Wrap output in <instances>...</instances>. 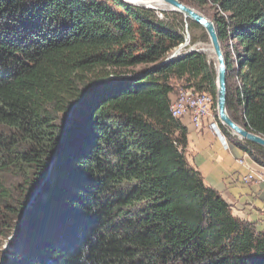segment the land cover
Returning a JSON list of instances; mask_svg holds the SVG:
<instances>
[{
	"label": "trees",
	"instance_id": "obj_1",
	"mask_svg": "<svg viewBox=\"0 0 264 264\" xmlns=\"http://www.w3.org/2000/svg\"><path fill=\"white\" fill-rule=\"evenodd\" d=\"M179 1L215 6L227 71L235 62L239 80L227 86L228 114L264 135V0ZM186 21L190 44L209 41ZM184 26L177 11L159 18L125 0H0L3 239L64 126L52 180L9 264H264V229L232 215L188 164L187 128L170 113L173 80L216 107L215 64L193 49L171 56ZM220 125L264 167L263 147Z\"/></svg>",
	"mask_w": 264,
	"mask_h": 264
},
{
	"label": "crops",
	"instance_id": "obj_2",
	"mask_svg": "<svg viewBox=\"0 0 264 264\" xmlns=\"http://www.w3.org/2000/svg\"><path fill=\"white\" fill-rule=\"evenodd\" d=\"M180 120L187 128L185 155L189 165L201 173L206 185L222 195L230 205L232 215L255 221L258 228L262 229V184L241 179L247 173L236 161V158L242 156V150L229 140L225 146L219 136L207 128L209 118L198 129L194 127L190 115L186 114ZM215 144L217 148L213 149Z\"/></svg>",
	"mask_w": 264,
	"mask_h": 264
},
{
	"label": "water",
	"instance_id": "obj_3",
	"mask_svg": "<svg viewBox=\"0 0 264 264\" xmlns=\"http://www.w3.org/2000/svg\"><path fill=\"white\" fill-rule=\"evenodd\" d=\"M126 1H130V0H126ZM160 1L170 6L172 10L177 11L180 14H182L185 19H189L193 21L194 23L199 24L204 29L205 33L207 34L210 45L212 47L213 55L215 58V64H216L215 69H216L217 89H216L215 100H216L217 117L220 123L226 126L231 131H233V133L237 135L239 138L247 140L253 144L259 145L264 148V135L254 132L252 130H248L244 126L232 120V118L228 114L227 104H226L227 102V64H226V60L223 54L222 46L218 38V34H217V30H216V26L214 22L208 19L206 16L198 13L195 8L179 0H160ZM85 93H86V90L81 94V96L78 98L77 101L73 102L71 107L68 109L65 115V122L69 118L74 107L84 97ZM63 129H64V126L62 127L57 143L46 163L45 169L43 170L41 177L33 185V187L30 188L29 192L27 193L26 201L22 207V210L20 211V214L16 221L13 232H16L17 227L21 225L27 212L30 211L35 201L40 198L43 191L46 189L47 185L52 180L55 161H56L58 153L62 149ZM13 234L14 233H12L9 240L13 237Z\"/></svg>",
	"mask_w": 264,
	"mask_h": 264
},
{
	"label": "rangeland",
	"instance_id": "obj_4",
	"mask_svg": "<svg viewBox=\"0 0 264 264\" xmlns=\"http://www.w3.org/2000/svg\"><path fill=\"white\" fill-rule=\"evenodd\" d=\"M126 1V0H125ZM132 1V2H130ZM130 1H127V2H130V3H133L135 5H139V6H144V7H148V8H151V9H154L157 13V16L158 14H162V17H159V18H163V12H168L170 13L171 11H173L171 9L170 6H168L167 4L163 3L161 1L160 2H157L156 0H130ZM160 1V0H159ZM196 11L204 16H206L208 19H210L212 21V16L215 14V12L217 11L215 9V6L209 2L205 7H204V10H198L196 9ZM183 16V15H182ZM183 21H184V42H182V46L181 47H177L171 54V56L174 54V55H178L180 54V52L182 51H185V50H196V51H201L203 53H205V55L207 56L208 60H211L214 64H215V58H214V55L213 53L209 55V53L207 52V48L209 47L210 45V42L209 41H196L194 44H190V30L186 28V25H187V21L186 19L183 17ZM194 33L199 36L200 35V30L197 29V28H194L193 29ZM202 49V50H201ZM204 49V50H203ZM176 52V53H174ZM208 54V55H207ZM173 55V56H174ZM215 67H216V64H215ZM236 69H237V66L235 64V62H233L232 64V67L227 71V86H228V89L229 91H234L235 90V87H239V80L237 78V73H236ZM172 84H173V92L170 94V98H171V101H173V99H175V97L181 92L184 90V88L181 87V82L178 81V80H173L172 81ZM170 101V102H171ZM211 113H212V117H214V119L216 121H218V124L219 126L221 127L220 125V121L218 120V117H217V110H216V107H213L212 105V109H211ZM195 128L198 129V127L194 126ZM226 127V126H225ZM227 128V127H226ZM222 129V127H221ZM228 129V128H227ZM223 131V130H222ZM228 132H229V136L231 137H237L239 138L237 135H235L233 133V131H231L230 129H228ZM224 133V131H223ZM225 136L227 137L226 133H224ZM228 139V137H227ZM240 139V138H239ZM231 143V139L229 138L228 139ZM234 144V143H232ZM187 145V144H186ZM235 145V144H234ZM186 148V147H185ZM217 148L216 144L214 145L213 149ZM240 149V148H239ZM243 154H247L249 156V154L246 152V151H243ZM242 154V155H243ZM186 156V155H185ZM249 161L251 162L252 166L255 167V168H258V167H262L264 168L263 166L261 165H258L257 163H255L251 157L249 156ZM188 162V161H187ZM189 164V163H188ZM247 174V173H246ZM245 174V175H246ZM244 176H242V180L244 182H247L244 180ZM9 182V181H8ZM11 182H15V180H12ZM27 191L26 192H29V189H26ZM14 192V196L16 195V190L14 189L13 190ZM261 195V193H260ZM264 198L262 199V203H261V206H260V210L262 212H264V202H263ZM231 210V209H230ZM250 221V220H249ZM255 222V221H253ZM264 221H262L263 223ZM256 223V222H255ZM261 223V224H262ZM264 224V223H263ZM22 226V225H21ZM21 226H18L17 229H16V232H13L14 229L11 231V232H8L7 234H5L6 238L3 239V235H1L0 233V240L2 241V246L0 247V264H9L10 261H16L15 258V247H14V244L16 243V236H17V233H18V230H20ZM256 226H258V224L256 223ZM264 226V225H263ZM15 227V225H14ZM259 229V228H258ZM262 229H264V227H262ZM260 229V230H262ZM3 231V230H2ZM13 234V237L9 240V238L11 237V235ZM2 238V239H1ZM9 240V241H8ZM21 259V258H20ZM15 264H21V260L17 259V262Z\"/></svg>",
	"mask_w": 264,
	"mask_h": 264
},
{
	"label": "built area",
	"instance_id": "obj_5",
	"mask_svg": "<svg viewBox=\"0 0 264 264\" xmlns=\"http://www.w3.org/2000/svg\"><path fill=\"white\" fill-rule=\"evenodd\" d=\"M162 17V14H158ZM182 44L179 46L181 47ZM178 47V48H179ZM212 96L206 92H195L192 88L181 91L173 101L170 102V113L175 118H181L188 114L191 116V120L194 126L201 128L203 122L210 119L207 122V128H209L213 134L219 136L224 145H228V139L223 133L218 121L212 117ZM238 164L242 165L247 174L244 177L245 181H258L262 184L261 197L264 198V168H255L249 161V156L245 153L241 157L236 158ZM264 202V200H263Z\"/></svg>",
	"mask_w": 264,
	"mask_h": 264
},
{
	"label": "bare ground",
	"instance_id": "obj_6",
	"mask_svg": "<svg viewBox=\"0 0 264 264\" xmlns=\"http://www.w3.org/2000/svg\"><path fill=\"white\" fill-rule=\"evenodd\" d=\"M156 1L161 3V1H159V0H156ZM201 50H202V49H201ZM203 50H204V49H203ZM207 52L209 53V55L213 53L211 45H209V47L207 48ZM207 55H208V54H207Z\"/></svg>",
	"mask_w": 264,
	"mask_h": 264
}]
</instances>
